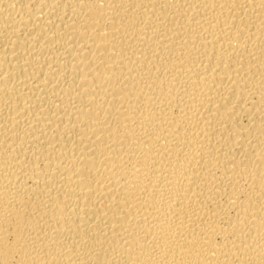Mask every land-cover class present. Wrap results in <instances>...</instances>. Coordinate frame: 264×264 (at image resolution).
<instances>
[{
  "label": "bare ground",
  "instance_id": "bare-ground-1",
  "mask_svg": "<svg viewBox=\"0 0 264 264\" xmlns=\"http://www.w3.org/2000/svg\"><path fill=\"white\" fill-rule=\"evenodd\" d=\"M0 264H264V0H0Z\"/></svg>",
  "mask_w": 264,
  "mask_h": 264
}]
</instances>
